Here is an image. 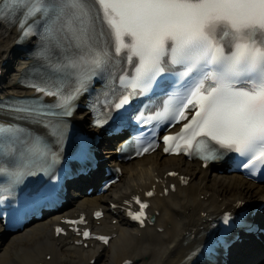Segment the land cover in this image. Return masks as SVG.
<instances>
[{"label": "snow or ice", "instance_id": "6c2138e0", "mask_svg": "<svg viewBox=\"0 0 264 264\" xmlns=\"http://www.w3.org/2000/svg\"><path fill=\"white\" fill-rule=\"evenodd\" d=\"M4 19L17 28L18 42L33 43V58L47 60L52 72L39 80L31 77L25 85L42 96L0 105L22 122L0 123V192L12 195L38 173L54 178L68 135L67 118L73 116L77 101L97 80L116 79L111 69L125 62L127 75L119 77L124 91L112 90L115 101H104L93 126L102 129L114 123L125 129L132 120L143 129L158 123L151 131L130 133L131 140L126 139L118 152L127 153L128 159L150 155L158 147L159 125L171 128L187 121L178 132L159 137L165 154L195 157L205 167L235 154L238 169L249 177L264 176V40H258L264 35V0H0ZM220 35L232 40L221 46ZM148 92L167 97L162 110L154 115L134 112L132 101ZM43 97H54L55 102L45 103ZM29 124L46 131L33 135ZM77 158L90 159L87 140L80 141ZM179 179L188 183L183 176ZM171 189L175 191V185ZM144 195L151 198L154 192ZM133 201L138 211L128 215L144 227L149 205L139 196ZM28 204L26 199L24 207ZM103 215L94 213L96 219ZM222 221L226 233L237 227L255 230L243 215L236 221L225 213ZM64 223L86 221L81 216ZM73 231L105 245L110 241L87 230ZM63 232L55 229L57 236ZM208 251H214L211 245Z\"/></svg>", "mask_w": 264, "mask_h": 264}, {"label": "bare ground", "instance_id": "6f19581e", "mask_svg": "<svg viewBox=\"0 0 264 264\" xmlns=\"http://www.w3.org/2000/svg\"><path fill=\"white\" fill-rule=\"evenodd\" d=\"M17 35L14 28L0 23V96L10 93L19 96L30 92L17 82L29 64L25 55L14 48ZM73 121L79 127L90 130L89 117L85 112H76ZM104 150L100 153L104 165H115L111 142L105 144ZM119 166V180L103 194L96 195L94 191L79 193L78 196L69 194L65 203L67 213L47 216L13 233L5 232L0 226V264H90L93 258V264H96L105 256L102 264H120L124 259L131 260L132 264H189L191 259L187 256L196 243L189 237L206 230L200 213H218L236 202L249 206L261 204L254 221L264 227V186L248 182L238 174H227L214 165L202 168L199 162H189L180 156H163L158 151ZM172 170L189 177L188 184L180 186L173 179L171 182L177 184L173 193L150 201L151 213H158L153 226L137 230L128 224L120 210L122 202L146 188L154 187L162 193L163 188L157 180L161 183L169 181L164 175ZM101 176L99 168L90 179H83L78 184L87 189ZM109 203L119 207L111 209ZM98 207L105 209V216L98 225L94 224V230L100 234H115L107 247L90 246V242L87 248L76 247L71 244L72 239L53 237L52 227L63 215L78 212L91 214ZM113 219L115 224H111ZM260 238L261 242L249 238L232 248L235 264H264V236ZM108 251L110 256L105 255ZM48 254L50 259L46 260Z\"/></svg>", "mask_w": 264, "mask_h": 264}, {"label": "rangeland", "instance_id": "374dc122", "mask_svg": "<svg viewBox=\"0 0 264 264\" xmlns=\"http://www.w3.org/2000/svg\"><path fill=\"white\" fill-rule=\"evenodd\" d=\"M105 255L110 256V252L108 251L107 254H105ZM104 258L106 259V256ZM104 258H103V260L101 259L100 261H98L96 264H102L103 261L105 260Z\"/></svg>", "mask_w": 264, "mask_h": 264}]
</instances>
